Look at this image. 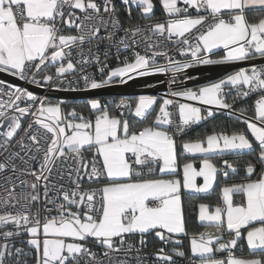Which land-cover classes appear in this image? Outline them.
<instances>
[{
	"label": "snow or ice",
	"instance_id": "snow-or-ice-1",
	"mask_svg": "<svg viewBox=\"0 0 264 264\" xmlns=\"http://www.w3.org/2000/svg\"><path fill=\"white\" fill-rule=\"evenodd\" d=\"M0 74V264H264V0H0Z\"/></svg>",
	"mask_w": 264,
	"mask_h": 264
},
{
	"label": "water",
	"instance_id": "water-1",
	"mask_svg": "<svg viewBox=\"0 0 264 264\" xmlns=\"http://www.w3.org/2000/svg\"><path fill=\"white\" fill-rule=\"evenodd\" d=\"M244 67H251V64L243 63ZM239 66H199L197 68L189 69V74L196 77L193 80H186L185 86L188 88H198L200 86L207 85L214 81H218L220 78L225 77L232 71L238 70ZM0 78H3L9 83H14L16 86L27 88L28 90L33 91L37 95H42L40 89H36L33 86L26 85L21 81H15L13 78L6 75L0 74ZM162 80V76H153V77H137L133 81H129L127 85L123 86H114L112 88H106L102 90H96L91 93H63V92H50L48 95L56 100L64 101H76V100H85L92 98L93 96L98 98L103 97H137L139 95H154L163 97L161 94V87L156 86L154 88L148 87V82L152 84H157Z\"/></svg>",
	"mask_w": 264,
	"mask_h": 264
},
{
	"label": "trees",
	"instance_id": "trees-1",
	"mask_svg": "<svg viewBox=\"0 0 264 264\" xmlns=\"http://www.w3.org/2000/svg\"><path fill=\"white\" fill-rule=\"evenodd\" d=\"M156 14L161 19L163 18L158 4H157V8H156ZM122 15H123V13H122ZM112 66L113 67L116 66V63H114ZM157 97H158V99L160 98L159 96H157ZM135 98L136 97H129V98H126V97H103L101 99L104 102L112 100V101H115L116 103H118L121 99H124L126 101L134 103ZM53 100H56V99H53ZM65 102H66L65 103V110L66 111H70L72 109V107H76L78 111H85L84 107H83L86 103L85 100L65 101ZM229 102H231V97H229ZM250 103H251V101H250ZM239 106L240 105L238 104L237 107H239ZM112 110H114V105H113ZM85 115H87L86 111H85ZM233 125H234V122L230 118H228L226 116V114H221V115H218L212 123L205 122L203 127L197 126V131H199L200 133L211 132L214 127L216 128L217 131H220L222 128H225L226 130L231 131V128ZM235 126L239 127L240 125H235ZM191 134H192V137L195 138V136L197 135V132L193 131ZM189 211L191 212V209H189ZM189 227H190V229H192L193 226L191 223H190ZM196 231L197 232L203 231V229L202 228L196 229ZM185 243L187 244V242H185ZM149 246L151 247V244H149Z\"/></svg>",
	"mask_w": 264,
	"mask_h": 264
},
{
	"label": "built area",
	"instance_id": "built-area-1",
	"mask_svg": "<svg viewBox=\"0 0 264 264\" xmlns=\"http://www.w3.org/2000/svg\"><path fill=\"white\" fill-rule=\"evenodd\" d=\"M172 55L175 56L176 59H182L181 57H179L176 53H172ZM114 63H116L115 60H111L110 61V64L113 65ZM167 79H168V76H162V80L157 83V84H153L154 87L156 86H160L161 87V94L165 95L167 92H168V84H167ZM28 85V84H26ZM32 86V85H30ZM149 87V86H148ZM154 87H149V88H154ZM148 251H151L152 250V247L149 246V248L147 249Z\"/></svg>",
	"mask_w": 264,
	"mask_h": 264
},
{
	"label": "crops",
	"instance_id": "crops-1",
	"mask_svg": "<svg viewBox=\"0 0 264 264\" xmlns=\"http://www.w3.org/2000/svg\"><path fill=\"white\" fill-rule=\"evenodd\" d=\"M226 77V76H225ZM189 103H194V102H189ZM203 107V106H202ZM197 165H198V163H197Z\"/></svg>",
	"mask_w": 264,
	"mask_h": 264
},
{
	"label": "rangeland",
	"instance_id": "rangeland-1",
	"mask_svg": "<svg viewBox=\"0 0 264 264\" xmlns=\"http://www.w3.org/2000/svg\"><path fill=\"white\" fill-rule=\"evenodd\" d=\"M198 166V165H197Z\"/></svg>",
	"mask_w": 264,
	"mask_h": 264
}]
</instances>
